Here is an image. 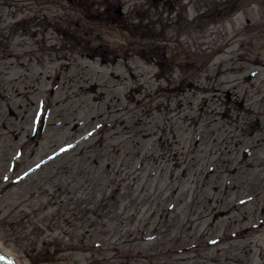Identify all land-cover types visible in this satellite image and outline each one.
Here are the masks:
<instances>
[{
	"label": "rangeland",
	"instance_id": "rangeland-1",
	"mask_svg": "<svg viewBox=\"0 0 264 264\" xmlns=\"http://www.w3.org/2000/svg\"><path fill=\"white\" fill-rule=\"evenodd\" d=\"M78 1L0 6V247L264 264V0Z\"/></svg>",
	"mask_w": 264,
	"mask_h": 264
},
{
	"label": "flooded vegetation",
	"instance_id": "flooded-vegetation-1",
	"mask_svg": "<svg viewBox=\"0 0 264 264\" xmlns=\"http://www.w3.org/2000/svg\"><path fill=\"white\" fill-rule=\"evenodd\" d=\"M8 1H10L9 2V4H10V6L11 7H13L12 6V4L13 5H15L16 3H17V0H2V3H0V6L3 8V7H5L7 4H8ZM79 1H81V0H79ZM78 1V2H79ZM14 8V7H13ZM16 12H17V10H16ZM15 12V13H16ZM118 15L119 16H122V14L120 15L119 13H118ZM114 56H115V60L118 58V56H117V54H114ZM90 58H92V57H90ZM103 61H105V59L103 58L102 59V63H103ZM183 84L184 83H179V84H176L175 85V88H173V90H170V84L169 85H165V86H163V89H164V94L165 95H167L166 97H168V99L169 98H173V96H172V93H174V92H176V93H178V94H180V93H182V92H184L185 90L183 89ZM186 85L190 88V87H193V86H197L196 84H195V82H190V83H186ZM223 94H225V98H226V100L227 101H229L230 103L232 102V99H231V94H230V92L228 91V93H226V91H224L223 92ZM241 104V103H240ZM241 106H243L242 104H241ZM252 132H248V134L250 135Z\"/></svg>",
	"mask_w": 264,
	"mask_h": 264
},
{
	"label": "water",
	"instance_id": "water-1",
	"mask_svg": "<svg viewBox=\"0 0 264 264\" xmlns=\"http://www.w3.org/2000/svg\"><path fill=\"white\" fill-rule=\"evenodd\" d=\"M253 74L248 75V78L252 77ZM92 89V88H91ZM43 127V126H42ZM42 127L40 128V132L42 130ZM19 260H17L18 262ZM0 264H15L14 260L11 257L4 256L0 254Z\"/></svg>",
	"mask_w": 264,
	"mask_h": 264
},
{
	"label": "bare ground",
	"instance_id": "bare-ground-1",
	"mask_svg": "<svg viewBox=\"0 0 264 264\" xmlns=\"http://www.w3.org/2000/svg\"><path fill=\"white\" fill-rule=\"evenodd\" d=\"M0 254L4 256L12 257L10 254H8L7 250L2 249V247H0Z\"/></svg>",
	"mask_w": 264,
	"mask_h": 264
},
{
	"label": "trees",
	"instance_id": "trees-1",
	"mask_svg": "<svg viewBox=\"0 0 264 264\" xmlns=\"http://www.w3.org/2000/svg\"><path fill=\"white\" fill-rule=\"evenodd\" d=\"M209 14V13H208ZM207 13L205 14L206 16L208 15Z\"/></svg>",
	"mask_w": 264,
	"mask_h": 264
}]
</instances>
